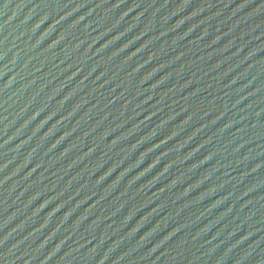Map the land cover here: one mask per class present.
Returning a JSON list of instances; mask_svg holds the SVG:
<instances>
[{"label":"water","instance_id":"1","mask_svg":"<svg viewBox=\"0 0 264 264\" xmlns=\"http://www.w3.org/2000/svg\"><path fill=\"white\" fill-rule=\"evenodd\" d=\"M0 264H264V0H0Z\"/></svg>","mask_w":264,"mask_h":264}]
</instances>
